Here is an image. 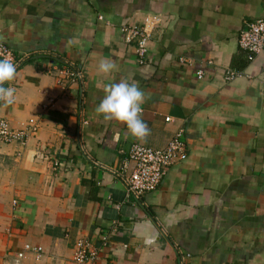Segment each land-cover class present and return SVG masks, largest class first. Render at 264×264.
Returning a JSON list of instances; mask_svg holds the SVG:
<instances>
[{"label": "crops", "instance_id": "obj_1", "mask_svg": "<svg viewBox=\"0 0 264 264\" xmlns=\"http://www.w3.org/2000/svg\"><path fill=\"white\" fill-rule=\"evenodd\" d=\"M261 19L264 0H0V43L19 62L0 114L36 127L25 145L0 144V264L26 245L40 252L18 264H73L79 239L96 264H264V55L239 46ZM135 24L151 36L142 65L120 31ZM103 58L117 65L107 76ZM122 79L145 92L146 141L95 111ZM181 129L187 159L129 195L123 154L163 149Z\"/></svg>", "mask_w": 264, "mask_h": 264}, {"label": "built area", "instance_id": "obj_2", "mask_svg": "<svg viewBox=\"0 0 264 264\" xmlns=\"http://www.w3.org/2000/svg\"><path fill=\"white\" fill-rule=\"evenodd\" d=\"M154 21L160 22L157 17L154 18ZM120 31L125 43L134 48L138 64H145L151 43V36L146 27L136 24L125 25L121 27ZM239 46L247 52L249 61L254 60L256 56L264 55V19L245 24L240 32ZM5 56H9L16 66L18 65L19 62L12 50L6 44L0 43V59ZM180 63L185 64L186 60L182 58ZM63 73L71 81L82 82L83 80L82 72L73 67L68 66L67 71H63ZM238 75V72L229 71L226 79L232 80ZM203 77L204 72L199 71L198 78L202 79ZM2 106L3 103L0 102V109ZM169 120L170 118L167 119V121ZM35 132V126H28L23 129L13 128L10 122L0 114V144L19 143L25 145ZM123 155L125 161L120 175L124 179L127 193L140 200L144 195L155 192L159 188L170 167L187 159L188 149L185 132L183 129L179 130L163 149H154L137 143L133 144ZM130 166L132 172L126 176ZM107 240L108 238L104 236L105 244ZM26 252L38 253L40 248L26 245L24 251L18 253L9 264H18L25 257ZM98 257L99 250L93 243L85 239H79L76 242L73 264H96Z\"/></svg>", "mask_w": 264, "mask_h": 264}, {"label": "clouds", "instance_id": "obj_3", "mask_svg": "<svg viewBox=\"0 0 264 264\" xmlns=\"http://www.w3.org/2000/svg\"><path fill=\"white\" fill-rule=\"evenodd\" d=\"M116 68L117 65L108 58L101 59L98 65V71L105 76ZM16 77L17 66L14 61L9 56L0 59V102L5 106L15 102L17 90L4 85L14 81ZM104 92L103 99L95 108L96 113L102 115L105 120L124 123L132 136L137 140L146 141L151 130L142 119V105L146 102V95L139 83L122 79L118 83L106 84Z\"/></svg>", "mask_w": 264, "mask_h": 264}]
</instances>
